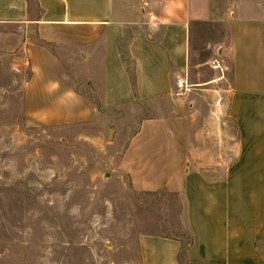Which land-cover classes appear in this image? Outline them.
<instances>
[{
	"label": "rangeland",
	"instance_id": "1",
	"mask_svg": "<svg viewBox=\"0 0 264 264\" xmlns=\"http://www.w3.org/2000/svg\"><path fill=\"white\" fill-rule=\"evenodd\" d=\"M240 1L200 0L211 17L193 28L190 71L175 94L120 107L103 103L101 41L48 42L36 25L0 26V264H145L140 238L156 237L166 216L163 208L139 211L118 169L120 153L142 122L176 112L201 133L197 144L212 162L232 159V69L227 58L223 74L209 61L229 52L231 12ZM149 2L117 1L116 17L130 36L147 32ZM35 47L57 58L60 82L90 108L87 118L60 117L75 105L59 97H29ZM166 225L188 240L184 217Z\"/></svg>",
	"mask_w": 264,
	"mask_h": 264
},
{
	"label": "crops",
	"instance_id": "2",
	"mask_svg": "<svg viewBox=\"0 0 264 264\" xmlns=\"http://www.w3.org/2000/svg\"><path fill=\"white\" fill-rule=\"evenodd\" d=\"M117 1L37 0L39 17L25 0H0V26L36 25L48 42L101 41L107 107L135 100L122 51L135 69L140 100L171 98L178 81L190 71V26L211 17L210 4L150 0L147 32L130 36L126 23L116 17ZM231 16L230 49L219 54L232 69L228 85V117L235 125L236 142L232 159L212 162L197 144L201 133L192 121L174 112L142 122L118 161L119 172L134 191L166 190L184 198L193 237L188 264H264V0H241ZM30 60L28 94L33 101L52 96L75 105L60 117L82 119L91 114L84 101L60 82L54 55L35 47ZM139 242L145 264H179L178 241L149 236Z\"/></svg>",
	"mask_w": 264,
	"mask_h": 264
},
{
	"label": "trees",
	"instance_id": "3",
	"mask_svg": "<svg viewBox=\"0 0 264 264\" xmlns=\"http://www.w3.org/2000/svg\"><path fill=\"white\" fill-rule=\"evenodd\" d=\"M28 4V8L30 12H38L39 17L42 14V11L38 5L37 0H25ZM208 23H202V22H193L190 26V65H191V56L192 52L194 50L193 47V28L201 26L206 27ZM122 56L124 59V63L129 71L132 87L135 93V100L134 102H137L140 100L137 94V88H136V78H135V69L133 66H131L130 60L127 57L125 53L122 51ZM207 59L203 60V63H206ZM103 84V83H102ZM103 94H104V85H102ZM157 100V99H155ZM155 100H148L147 102H152ZM142 101V100H140ZM104 103V99H103ZM104 106L105 103H104ZM125 106V105H124ZM141 127V126H140ZM140 130V129H139ZM138 133V132H137ZM133 196L136 197V202L138 203L137 207L139 211L143 212H153L155 209H161L163 208L164 213L166 216L163 220L159 222L160 227L157 231L156 237L160 238H167V239H173L178 241L181 244V250L178 255V262L179 264H188L187 261V253L190 247L193 245V237L188 231L189 238L187 241H185V235L179 231L177 233V230H175L172 227H167L166 223L172 222L175 220L176 217L182 216L184 217L186 221V205L184 198L175 193H170L166 190H161L158 192H136L133 191ZM141 199H143L141 201ZM141 201V202H140ZM187 226V222H186ZM188 230V227H187Z\"/></svg>",
	"mask_w": 264,
	"mask_h": 264
},
{
	"label": "built area",
	"instance_id": "4",
	"mask_svg": "<svg viewBox=\"0 0 264 264\" xmlns=\"http://www.w3.org/2000/svg\"><path fill=\"white\" fill-rule=\"evenodd\" d=\"M209 66L211 67V69L215 72H219V73H224L225 71V66L222 64V62L218 59H212L209 61Z\"/></svg>",
	"mask_w": 264,
	"mask_h": 264
},
{
	"label": "water",
	"instance_id": "5",
	"mask_svg": "<svg viewBox=\"0 0 264 264\" xmlns=\"http://www.w3.org/2000/svg\"><path fill=\"white\" fill-rule=\"evenodd\" d=\"M123 152H124V149L121 151V153H120V154L122 155V154H123Z\"/></svg>",
	"mask_w": 264,
	"mask_h": 264
}]
</instances>
